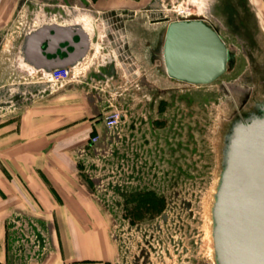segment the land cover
Wrapping results in <instances>:
<instances>
[{"label": "rangeland", "instance_id": "374dc122", "mask_svg": "<svg viewBox=\"0 0 264 264\" xmlns=\"http://www.w3.org/2000/svg\"><path fill=\"white\" fill-rule=\"evenodd\" d=\"M0 1V122L29 106L44 113L48 139L74 157L100 225L83 231V256L73 258V231L46 230L42 216L29 215L27 229L12 231L22 242L10 247L11 264H216L210 209L224 135L264 100V0H132L127 8L124 0ZM193 16L229 50L228 70L210 83L173 80L160 68L163 27ZM55 21L84 24L91 35L64 84L23 63L26 33ZM69 87L68 102L59 94ZM79 97L104 126L94 145L64 131L80 121L70 116ZM115 113L119 123L108 126Z\"/></svg>", "mask_w": 264, "mask_h": 264}, {"label": "water", "instance_id": "95a60500", "mask_svg": "<svg viewBox=\"0 0 264 264\" xmlns=\"http://www.w3.org/2000/svg\"><path fill=\"white\" fill-rule=\"evenodd\" d=\"M90 43L80 25L44 24L26 33L24 61L48 75L55 67L79 63ZM160 46L162 64L173 80L205 84L228 70L226 43L201 18L168 22ZM57 49L67 55L48 59L46 54ZM210 211L216 264H264V100L233 119L225 132Z\"/></svg>", "mask_w": 264, "mask_h": 264}, {"label": "crops", "instance_id": "0c3cea01", "mask_svg": "<svg viewBox=\"0 0 264 264\" xmlns=\"http://www.w3.org/2000/svg\"><path fill=\"white\" fill-rule=\"evenodd\" d=\"M133 1L124 0L123 8L132 5ZM3 19V4L0 1V34ZM51 23L80 25L88 32L85 25L79 23L43 22L37 27ZM74 39L78 40V36L75 35ZM60 45L65 46L66 41L61 42ZM73 49V46H69L70 51ZM46 55L48 59H52L56 55L64 57L67 54L57 49L56 52ZM72 91V87L66 88L59 96L68 101L73 98L69 96ZM76 101L78 107L70 111V116L77 117L80 121L71 125L64 124L67 140L69 135L71 137L78 135L81 140H88L89 145H94L96 140L94 141L93 137L100 135L104 128L102 120L94 117L98 108L93 107L86 97H79ZM29 107L0 122V263L2 264L13 263L10 247L17 246L22 241L12 231L27 229L26 219L29 215L42 216L45 224L43 227L46 230L73 231L70 236L74 245L73 258L83 256V231L95 230L100 226L97 217L93 218L96 213L95 204L86 196L74 175V157L60 156L62 153H59V142L48 139L53 133L48 134L50 124L44 121V113L35 115L34 111H31L32 106ZM63 147L67 152L75 150L74 143L66 142ZM68 155L70 156V152ZM42 171L46 172L48 179L41 175ZM84 215H89L87 220L84 219ZM26 264H34V262L32 260L31 263L28 261ZM59 264H64L63 260Z\"/></svg>", "mask_w": 264, "mask_h": 264}, {"label": "built area", "instance_id": "2783aa9c", "mask_svg": "<svg viewBox=\"0 0 264 264\" xmlns=\"http://www.w3.org/2000/svg\"><path fill=\"white\" fill-rule=\"evenodd\" d=\"M72 68L71 67H55L47 75V80L53 84H64L68 82L72 77ZM120 114L115 113L106 118L108 126H115L120 121ZM93 140H97V137L94 136Z\"/></svg>", "mask_w": 264, "mask_h": 264}, {"label": "bare ground", "instance_id": "6f19581e", "mask_svg": "<svg viewBox=\"0 0 264 264\" xmlns=\"http://www.w3.org/2000/svg\"><path fill=\"white\" fill-rule=\"evenodd\" d=\"M160 68H161V71L163 73H165L166 75H168L166 73V71H165V68H164L163 64L160 65ZM209 236H210V254H211L212 258H214V245H213V237H212V227L209 228Z\"/></svg>", "mask_w": 264, "mask_h": 264}, {"label": "flooded vegetation", "instance_id": "af4514ba", "mask_svg": "<svg viewBox=\"0 0 264 264\" xmlns=\"http://www.w3.org/2000/svg\"><path fill=\"white\" fill-rule=\"evenodd\" d=\"M24 42V41H23ZM22 53L24 54V52H23V45H22ZM26 66H29V64H27L25 61L23 62ZM30 67V66H29ZM60 67H62V66H60ZM65 67H70V66H65ZM31 68V67H30ZM32 69V68H31ZM36 70H39V71H42L43 73H45V71H43V69H41V68H35ZM258 101H260V100H258Z\"/></svg>", "mask_w": 264, "mask_h": 264}]
</instances>
